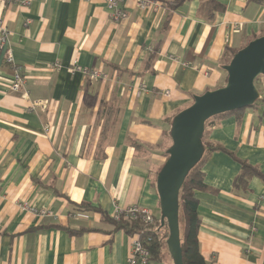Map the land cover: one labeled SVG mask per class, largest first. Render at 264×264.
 <instances>
[{
    "label": "crops",
    "instance_id": "1",
    "mask_svg": "<svg viewBox=\"0 0 264 264\" xmlns=\"http://www.w3.org/2000/svg\"><path fill=\"white\" fill-rule=\"evenodd\" d=\"M21 1L0 3L9 30L0 46V264H125L134 237L100 212L74 209L88 203L111 216L135 205L160 217L168 119L224 85L228 51L264 34V0H217L224 10L211 19L205 0H154L145 10L123 0L127 17L117 23L102 0ZM6 49L22 66L20 92L9 90ZM73 61L107 79L72 71ZM256 86V106L206 127L205 139L261 175L234 188L239 162L221 151L206 159L214 191L195 197L199 249L211 264H264V75ZM146 264L173 262L164 248Z\"/></svg>",
    "mask_w": 264,
    "mask_h": 264
},
{
    "label": "water",
    "instance_id": "2",
    "mask_svg": "<svg viewBox=\"0 0 264 264\" xmlns=\"http://www.w3.org/2000/svg\"><path fill=\"white\" fill-rule=\"evenodd\" d=\"M224 85L194 95L190 105L172 118L167 157L156 176L160 225H167V251L173 264L182 263L178 224V193L189 170L200 159L205 121L217 114L250 106L259 97L255 79L264 75V34L248 41L222 66Z\"/></svg>",
    "mask_w": 264,
    "mask_h": 264
},
{
    "label": "trees",
    "instance_id": "3",
    "mask_svg": "<svg viewBox=\"0 0 264 264\" xmlns=\"http://www.w3.org/2000/svg\"><path fill=\"white\" fill-rule=\"evenodd\" d=\"M183 1L185 0H172L169 3H165V6L168 8H173ZM201 10H206L208 13V17L211 19L215 12H221L224 10V4L220 3L217 0H205L201 4ZM238 49H231L228 51L224 64L228 63L232 55ZM257 78L254 81L255 86ZM260 100H263L261 96L258 97L257 100H255V102L248 107L223 112L214 115L205 121L204 131L201 137L203 147L202 155L198 162L189 170V172L185 176L178 193V224L183 264H211L202 256L199 249L197 234L200 226V218L197 213L198 201L195 197L196 191H214V189H212L205 183L204 171L202 170V167L210 153L213 151H221L228 154L230 157L236 159V161L239 162V171L232 182V186L234 188L246 189L249 178L255 175L261 176L260 172L256 167L252 166L245 160L238 159L225 147L219 144H214L205 139L206 127L212 124L215 119L230 114H238L247 108H252L256 106ZM173 116L168 119L169 129ZM167 134L169 135V130ZM74 210L82 213L92 211L100 212L103 220L111 224L113 226V229L122 230L127 235L136 237L139 240L141 246L145 248L148 252V261L159 260L162 255V250L164 248L167 249V225L164 224L161 226L159 218L154 217L153 215L152 220L150 222L143 220L138 214L135 217L124 218L123 216H121L119 219H114L111 216H108L101 212L98 207L92 206L88 203H80L78 207Z\"/></svg>",
    "mask_w": 264,
    "mask_h": 264
},
{
    "label": "built area",
    "instance_id": "4",
    "mask_svg": "<svg viewBox=\"0 0 264 264\" xmlns=\"http://www.w3.org/2000/svg\"><path fill=\"white\" fill-rule=\"evenodd\" d=\"M10 0H0V3H6ZM89 1V0H85ZM109 12L110 19L113 22H120L121 20H124L127 17V11L125 10L123 6V0H102ZM29 4V0H23L20 2V5L24 8H26ZM157 2L154 0H136V5L139 9L145 10L151 7L157 6ZM29 20H26V23H28ZM9 33L8 27L0 21V46L3 44V42L6 40L7 35ZM5 59L6 62L11 66V79L9 83V90L12 92H20L24 88L25 84V77L23 75L22 66L15 63L13 61L12 55L10 53L9 49L5 50ZM54 67H58L57 63L53 64ZM72 71H79L82 74L89 76L93 79H107V74L103 73L100 70L97 69H88L86 67L78 65L75 61L72 62L71 68ZM140 89H143V85H139ZM165 95H169V91L166 90L164 92ZM40 102H32L30 108L34 109L36 105H39ZM22 208L26 209L27 211L35 214L39 217H44L50 215V211L47 209H36L33 206L27 205L24 203L22 205ZM141 216V218L145 221L150 222L152 220V213L147 208H140L135 205L129 206L126 208H115L113 213L111 214V217L114 219H119L121 216L124 218L126 217H135L136 215ZM148 252L145 248L141 246V243L139 240L134 237L131 243V249H130V255L127 259V262L125 264H146L148 262Z\"/></svg>",
    "mask_w": 264,
    "mask_h": 264
},
{
    "label": "rangeland",
    "instance_id": "5",
    "mask_svg": "<svg viewBox=\"0 0 264 264\" xmlns=\"http://www.w3.org/2000/svg\"><path fill=\"white\" fill-rule=\"evenodd\" d=\"M105 109V108H104ZM106 110V109H105Z\"/></svg>",
    "mask_w": 264,
    "mask_h": 264
}]
</instances>
